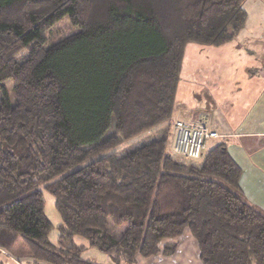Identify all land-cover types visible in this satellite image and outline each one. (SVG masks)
<instances>
[{"label": "trees", "instance_id": "trees-1", "mask_svg": "<svg viewBox=\"0 0 264 264\" xmlns=\"http://www.w3.org/2000/svg\"><path fill=\"white\" fill-rule=\"evenodd\" d=\"M244 1L0 0L1 252L96 264L79 238L132 264L174 256L187 230L201 264H264V216L219 133L195 162L170 155L185 47L234 42ZM64 19L76 31L52 41Z\"/></svg>", "mask_w": 264, "mask_h": 264}, {"label": "crops", "instance_id": "crops-1", "mask_svg": "<svg viewBox=\"0 0 264 264\" xmlns=\"http://www.w3.org/2000/svg\"><path fill=\"white\" fill-rule=\"evenodd\" d=\"M242 9L246 12V24L234 42L212 49L186 45L173 118L205 120L210 130L219 133L220 140L224 143L231 140L225 145L241 169L240 195L264 216V168L259 164L264 165V158L253 156L254 139L264 129V0H245ZM201 53L212 59L210 69L196 70L197 65L189 61L190 54ZM191 73L198 76L188 78ZM210 143L208 147L213 144ZM185 234L178 241L177 252L199 260L194 239L188 232ZM186 242L190 250H182ZM178 253L166 258L176 261ZM163 258L159 255L136 258L132 264L150 259L160 264ZM0 264L20 263L0 251Z\"/></svg>", "mask_w": 264, "mask_h": 264}, {"label": "rangeland", "instance_id": "rangeland-1", "mask_svg": "<svg viewBox=\"0 0 264 264\" xmlns=\"http://www.w3.org/2000/svg\"><path fill=\"white\" fill-rule=\"evenodd\" d=\"M56 29L59 30V34H58L59 36H57L55 38H52V41H53V39H54V41L55 40H59L61 37L68 36V35H70V34H72V33H74L76 31V29H71L67 19H64L62 22H60V24L56 27ZM208 55L209 54H204V53H201L198 56H196L194 54H190L188 56V59H189V61H191V64L194 62L197 65L196 70H202V69L205 70V69H210V67L212 65V62H213L212 59ZM197 76L198 75L194 76L191 73L188 78H190V77H195L196 78ZM182 81H183V79H182ZM189 83H191V82H188V84ZM7 90H8V94H9V97H10V101L12 102V92H11V90L9 88ZM0 98H1V95H0ZM111 131H112V128L107 132L108 135L111 134ZM261 133H262L261 136H259L256 139H254V148H253L254 153H253V156H254L255 159H261L262 157L264 158V129L261 131ZM153 138L154 137H152V135L141 136V137L136 138L134 141L124 143L122 148L127 149L129 151H132L136 147L145 145V144H147V142L152 141ZM229 142H231V140H229V141H227L225 143L228 144ZM210 144H212V143H210ZM208 146L209 145H207V147ZM170 155L175 157L171 153V151H170ZM176 159L178 161L182 162L183 158L182 159L176 158ZM236 164H237V162H236ZM259 164L261 165L260 166L261 168H264L263 164H261V163H259ZM43 194H44V205H45V207H44V215L48 218V220L50 221V223L52 225V230L49 233V240L51 241L52 244L55 245L57 243V237H58V234H59L57 226L61 224V218H60V216H58L57 211L55 210L54 199L52 198V196L50 194H48L47 192H45V191H44ZM187 232H188L187 230L184 232V236L186 235L185 233H187ZM186 237H184L183 240H186L185 239ZM74 241H75L76 245H79V246L84 245V247H86L85 251H83V253L81 255V257L84 260H87V261L92 262V263L95 262L96 264H114L113 261H111V259L107 255H103V254H101L100 252H98L95 249H93V250L89 249L87 247V242L84 239L74 238ZM192 241L195 243L194 240H192ZM185 244H186V246H185ZM185 244L183 245L184 247H183L182 250H186V249L190 250L191 246L189 245V243L186 242ZM194 246L196 247V250H197V253H198V247L196 246V243H195ZM15 252H16L15 254H17V256H19V257L21 256L20 260H19L20 264H32V262H30L29 260H26V259H24V257H22L23 256L22 251H15ZM177 253H175V255H177ZM4 254H7L8 257L12 256L9 253H4ZM175 255H174V257H175ZM178 255L180 256L181 253H178ZM171 257H173V256H171ZM187 257H188V259H187ZM187 257H185V255L180 256V257H178L176 259V261L174 259H170V258L164 257L162 263H160V264H170V262H174V261H175L174 264H201L200 260H195V258L190 256V254H188ZM141 262H142V264H157V263H155L154 259L141 260Z\"/></svg>", "mask_w": 264, "mask_h": 264}, {"label": "built area", "instance_id": "built-area-1", "mask_svg": "<svg viewBox=\"0 0 264 264\" xmlns=\"http://www.w3.org/2000/svg\"><path fill=\"white\" fill-rule=\"evenodd\" d=\"M171 153L180 159L198 160L204 155L205 143L216 140L217 132L210 131L201 121H175Z\"/></svg>", "mask_w": 264, "mask_h": 264}]
</instances>
